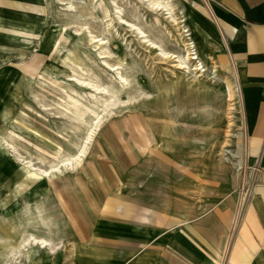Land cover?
Instances as JSON below:
<instances>
[{"label": "rangeland", "instance_id": "obj_1", "mask_svg": "<svg viewBox=\"0 0 264 264\" xmlns=\"http://www.w3.org/2000/svg\"><path fill=\"white\" fill-rule=\"evenodd\" d=\"M173 1L175 9L171 13L147 8L133 17L135 2L130 0L127 16L139 25L129 28L112 24L106 33L101 10L93 13L99 20L97 25H90L81 38L73 33L78 24L68 27L67 53L84 65L91 63L88 56L95 57L89 33L105 37L112 59L124 57L119 70L125 68L128 72L130 96L124 95V99L130 107L91 140L82 168L77 166L54 180L35 181L24 175L14 153L2 152V136L10 134L7 139L15 144L14 151L34 157L35 166L47 165V161L36 158L37 149L49 156L55 141L73 150L80 139L84 127L81 122L80 129L70 128L77 122L52 116L40 103L43 100L50 103L48 107L58 108L53 104L61 91L56 75L69 70L50 54L54 48V23H64L66 18L55 0H34V5L46 12L44 23L1 14L0 186L8 189L0 197V234L11 231L15 235L4 222L20 227L28 219L23 209L29 202L32 216L36 214L35 207L41 206L62 239L63 250L46 258L41 254L33 264H64L70 257L72 264H171L170 248L184 244L193 246L189 248L190 263L202 264L205 256L213 257V236L219 226H225L220 244L227 250L218 257L221 261L224 255L223 264L240 227L234 229L232 217L237 193L252 188L243 220L252 213L251 200L260 198L257 189H264V158L258 157L255 168L252 158L256 155L249 148L246 125L239 126L238 121L231 125L238 135L226 147L233 149L234 153L228 155L242 166L238 174L231 160L223 161L220 153L228 128V100L222 77L231 79L232 59L220 55L216 42L208 38V0ZM83 2L81 11L90 17L89 0ZM179 19L183 20L175 24ZM182 24L191 32L187 37L199 40L196 46L205 63L202 72L193 70L191 61L189 68L183 69L174 66L175 61L158 56L161 48L183 55L182 35L176 29ZM6 33L30 38L28 42H6ZM150 41L155 42L153 47L148 46ZM238 79L243 94L244 87L239 76ZM236 113L240 115L239 110ZM244 145L247 152H243ZM141 147L152 152L141 153ZM252 171L255 176L253 185H249ZM181 219L186 221L175 224ZM141 220L144 227L132 224ZM35 226H28V230L38 234ZM6 247L0 246V256ZM69 251L73 253L68 255ZM23 261L22 256L19 263ZM218 263L212 260V264Z\"/></svg>", "mask_w": 264, "mask_h": 264}, {"label": "bare ground", "instance_id": "obj_2", "mask_svg": "<svg viewBox=\"0 0 264 264\" xmlns=\"http://www.w3.org/2000/svg\"><path fill=\"white\" fill-rule=\"evenodd\" d=\"M133 1L135 2V5L133 6L135 14L133 17L140 14L143 9L146 10L147 8L154 10L155 12L166 10L164 13H171L175 9V3L173 0ZM55 2L60 5V9L63 11L62 13L64 14L66 20L64 23H54L53 31L55 33V40L52 51L53 53L50 55L55 62L63 65V67L67 68L69 72L56 75L59 77L61 82V85L58 86V89L61 91L57 92L55 99H53L55 101L53 104H57L58 108L48 107L50 103L40 100L42 106L41 108L52 114V116H65L69 118L70 121L75 123L77 122L76 125H69L70 128L78 129L79 122H81L84 127L83 129L81 128V132L80 130H75V132H80V139L75 143V148L73 150L63 147L61 145V141H55V145H52L49 148L51 152V155L49 156H47V152L45 153L44 151L37 149L38 153L35 156L39 161H47V165L45 166H35V163L32 161L34 157L22 156V154L20 155L17 150L15 152V144L7 139V136L11 137L10 134L2 136L4 140V144L2 143V152L7 155H12L14 153L13 155L15 156V160L18 161L23 168V174L30 176V178L35 181L44 179L54 180L58 176L65 174L67 171L76 169L77 166L80 167L81 162L84 160L83 157L87 148L89 147V143L92 139L94 140L95 135L101 133L106 124L130 107L127 100L124 99V95L130 96L128 91V72L125 68H123L122 71L119 70V65L123 63L122 61L124 57L112 59L113 56L111 57L109 49L106 48L108 42H106L107 40L104 39V36L89 33L88 42L91 44V49L94 51L95 57L93 58L88 56L91 63L90 65L87 64V66L84 65L78 57L75 56V58H73L69 53H67L68 48L66 44L70 37L68 27L78 24V26L73 29V33L77 35L78 38H81V33L90 25H97L99 20L95 19L93 14L96 10H101L103 13L102 21L105 23L104 28L106 33L109 32L112 24L121 25L123 28L132 27L134 24L139 25V22L136 23L134 21V18L132 20L127 16L126 5L130 2V0H89L90 11L88 14H90V17H87V13H82L81 11L84 4L83 0H55ZM174 18L176 19V17ZM182 20L183 19H179L175 22V24H178V22ZM137 29L139 32H143L139 26ZM176 29L178 30V34L182 35L180 40L183 42L184 46L183 55L175 53V50L161 48L158 56L163 59L175 61L173 65L183 69H188V63L191 61L193 70L198 73L204 71L205 68L203 67L205 66V63L201 59L196 46V42L199 41L197 37H194V40L187 37V35L191 32H188L189 28H185V25L183 24L179 25ZM225 40L223 37L222 42L226 47ZM150 42L151 43H149L148 46L153 47L155 42ZM65 49L66 51H64ZM99 62H101V64ZM234 66V62L232 61L231 79L222 77V80L225 83V91L228 100L226 112L228 128L226 129V136L221 145L222 148L220 153L222 154L223 161L228 162L231 160L234 165L233 167L235 172L238 174V170L240 171L242 166H238V163L231 159L228 155L234 153L233 149L226 147L231 144V138L238 135L236 131H232L231 125L236 121H238V124L240 123L239 126L242 125V127H244V125H246L243 112V95L246 94V91L244 90L245 92L242 94L238 74ZM38 79L43 81L45 80L40 76H38ZM236 110H239L240 115H237V113L235 114ZM34 131L37 132L35 129ZM9 147H11L12 150H10ZM138 149H140L141 153L152 152L151 149L147 150L144 147ZM246 150L247 148H245L244 145L243 152H247ZM27 153L31 154L28 151ZM258 157L259 156L256 155L252 158L255 168L258 163ZM254 176V171H252L249 177V185L252 184ZM251 194L252 188L250 186L237 193L236 208L232 216L234 229L241 223L245 213V207ZM14 202H17V200ZM28 204L30 205L29 202ZM29 205H27L28 207L26 209H23L24 214L28 219L24 223H20V227L16 228V226H13L11 222H4L6 223L7 229H13L15 231V235H11V231L6 234H0V246H7L6 250L0 256L1 263L3 264H19L22 256L24 259H29L33 256L38 259V257L43 254V257L46 258V256H50L52 253H57L58 250H61L60 243L62 242V239L51 227V224L48 222L49 218H47L45 213L42 211V207L36 206V214L32 216L34 211L32 212L30 210ZM0 208L3 210V205ZM8 208L9 207H7V205L6 208H4L6 215L9 213ZM149 213L151 212L149 211ZM149 213H147L144 220H148ZM7 221H9V219ZM34 224H36L34 228L38 234L28 230V226L33 227ZM137 224L138 223L136 222L133 223V225L144 227L143 220H141L138 225ZM38 227H42V229L39 230ZM231 233L232 232H230V234ZM223 250L224 247L222 249V253L225 254L227 249L225 248L224 252ZM223 258L221 259L220 264L222 263Z\"/></svg>", "mask_w": 264, "mask_h": 264}, {"label": "crops", "instance_id": "obj_3", "mask_svg": "<svg viewBox=\"0 0 264 264\" xmlns=\"http://www.w3.org/2000/svg\"><path fill=\"white\" fill-rule=\"evenodd\" d=\"M206 4L208 5H206V10L210 24L208 38H212L210 42H216L217 51L220 55L232 58L243 87L246 88H244L246 91H244L246 93H244L246 95L244 114L248 144L250 150L255 155L260 156L259 159H263L264 0H208ZM1 14L11 15L21 21L33 20L32 22H34L39 19L42 23L46 22V12H42L37 5H34V0H0V16ZM223 37L224 40L226 39V47L222 42ZM28 38L30 36L21 33H6L5 40L6 42H18L27 41ZM4 189L7 190L8 188H1L0 186V197H2L1 192ZM257 192L260 198L251 200L249 209L252 208V213L246 219L243 220L242 218L239 231L232 240L223 264H264V189L258 188ZM166 201L167 199L164 200V203ZM127 212L125 210V213ZM184 221L186 220L181 219L175 224ZM156 224L155 218L154 226ZM224 227L219 226L216 236H213V257L205 256L202 264H212L214 259L220 263L218 257L220 252L222 254L223 249L222 244H220V237ZM189 248H193V246L184 244L183 246L171 247V264H191ZM69 252L68 255L73 253L72 251ZM52 254L54 255V253ZM57 254L55 253V255ZM36 260L37 258L33 256L29 259L25 258L19 264H33ZM64 264H72L71 257Z\"/></svg>", "mask_w": 264, "mask_h": 264}]
</instances>
